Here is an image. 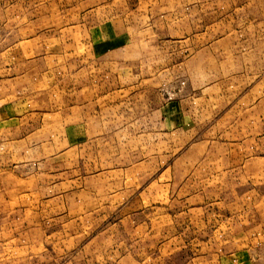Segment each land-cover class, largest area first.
<instances>
[{
    "label": "rangeland",
    "instance_id": "rangeland-1",
    "mask_svg": "<svg viewBox=\"0 0 264 264\" xmlns=\"http://www.w3.org/2000/svg\"><path fill=\"white\" fill-rule=\"evenodd\" d=\"M262 13L264 0H0L12 108L35 140L61 137L54 162L53 149L38 148L28 165L0 174V262L12 254V264H204V253L221 252V237L251 226L219 220L264 222V84L252 67L260 62L245 45L234 53L218 42L264 28L252 19ZM108 23L126 40L135 36L139 62L105 100L92 101L123 117L90 126L84 92L51 90L67 84L72 61L117 58L101 55L105 42L95 34ZM186 36L192 45L181 46ZM59 105L83 120L75 147L64 119L55 134L26 116Z\"/></svg>",
    "mask_w": 264,
    "mask_h": 264
},
{
    "label": "crops",
    "instance_id": "crops-1",
    "mask_svg": "<svg viewBox=\"0 0 264 264\" xmlns=\"http://www.w3.org/2000/svg\"><path fill=\"white\" fill-rule=\"evenodd\" d=\"M252 19L264 21V14L262 13L260 17L252 16ZM101 27L103 26L101 25ZM105 27L106 26L95 31L98 38L100 40H104L105 42L100 48L101 55L107 51L108 57H110V54H115L117 58L113 60L93 58L91 60H85L82 66H78L77 61H72L68 66V78H60L61 81L65 80L67 84H64L63 86L55 85L51 90L53 94H59V97L61 98L65 97L64 93L68 94L71 92V88H73L72 90H75V92H84L83 94H85L86 101L85 108H87L83 111L84 113L81 117L84 119L85 125L90 124V126L104 125V123L109 120V117H123V112H121L120 109L109 110L107 107L101 108L100 111L94 110L92 108V101L96 100L101 102L102 100H105L107 96L110 95L109 90L111 84L115 83L116 80L118 84H123L125 74L124 69L128 67V69L134 70L136 62H139V50L137 49V45L139 44L136 43L137 40L135 36L133 40H126L124 39L125 34L122 31H119L117 26V30H114L113 25L110 23H108L106 28ZM95 34H91L92 41ZM225 35H227V37L224 38L223 41L218 40V42L221 45L225 42L228 43L230 47L235 46L233 47L234 53H236L235 48L239 45L249 47L250 51L248 53H255L252 61H259L260 63L258 65H253L252 67L261 68L259 72L262 78V80H260V84H264V28L234 30L226 33ZM203 36L204 34L199 33L197 34L196 39ZM242 37L243 39H241ZM190 38L191 37L186 36L185 39L182 40L184 45L181 46L192 45V40ZM213 43L215 44L216 42L214 41ZM199 45H204V42L198 44L197 46ZM9 49L7 50V47L0 48V101H5L3 104H0V174H5V177L7 174H11L12 165L20 167L28 165L32 150H36L38 148L45 149L46 147L53 149L51 156L47 157L49 161L52 160L53 162L56 157H61V152L59 151L61 148V137L54 135V138H47V140L40 139V142L37 141V139L35 140V138L30 137L28 134L30 130L28 128L30 125L28 120L25 126V124H23L24 121L21 120L18 112H15L12 108V104L10 103L12 99L10 98L13 95L14 78L12 77V63L8 57V54L11 52V48ZM189 49L191 50V48H187V50ZM204 51L205 50L198 51V59L202 58L201 63L203 64L200 65L202 67H205ZM231 53L232 51H230V58H232ZM125 55L127 56V60L124 59ZM210 57L211 55L209 58ZM246 65L248 66V64ZM246 78L247 76H245V79ZM37 89L40 90L41 93L46 92L44 84L41 85V83H38L36 91ZM88 101H90V106H87ZM73 113L74 111L72 109L68 111L61 110L59 105V107L52 109L51 111L45 110L44 108L37 111H30V114H27L26 116H37V130L41 132H49L52 130L55 134L61 133V123L64 119V132L68 134V143L70 148H72L80 141L82 136L79 137V134H82L83 129V125H81V121L83 120L80 122L76 121L77 115L74 116ZM13 118L20 119L13 120ZM66 118H69V121ZM93 118L96 119L93 120ZM103 118H107V120ZM66 122H68V124H66ZM26 128H28V130H25ZM47 129L50 130L48 131ZM89 131L98 132L99 130L94 128L89 129L87 126L85 128V132ZM30 141L34 143L30 144ZM1 180H5V178ZM1 193H3V191H1ZM4 195L11 196L13 195V192L11 190H6ZM232 217L233 215L231 214L226 218V220H219V225L223 226L229 224L230 227H242L244 225L251 224V226H249L243 234H226L221 237L219 240V245L222 246L219 249L221 252L216 253V251H214L212 255H206L204 253V255L200 257L204 261V264H209L210 262H213V264H264V222L258 223L256 222L254 216H250L248 214L247 219L241 222L234 221ZM6 243H13L12 239ZM3 260L4 261L0 262V264H12L13 261L15 262L18 259H16V256L8 254L3 257Z\"/></svg>",
    "mask_w": 264,
    "mask_h": 264
}]
</instances>
